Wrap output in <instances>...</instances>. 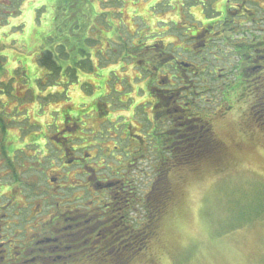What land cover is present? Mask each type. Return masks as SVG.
I'll list each match as a JSON object with an SVG mask.
<instances>
[{
    "label": "rangeland",
    "instance_id": "rangeland-1",
    "mask_svg": "<svg viewBox=\"0 0 264 264\" xmlns=\"http://www.w3.org/2000/svg\"><path fill=\"white\" fill-rule=\"evenodd\" d=\"M8 1L0 0V6L6 9L0 10V16L14 13ZM15 1L18 14L0 25V58L4 59L0 62V120L7 125V153L10 157L15 153L17 173L21 164L31 166L33 161L29 156L34 150L25 152L24 146L31 139L54 134V120L86 115L88 125L83 135L90 139L99 132L93 140L101 142L105 129L110 128L99 118L104 113L103 104L121 116L142 105L148 91L144 75L148 73L144 74L143 68L137 70L132 62L135 51H119L121 36L127 47L140 41L150 45L153 40L157 55L163 50L175 52L173 56L181 61H195L181 50H173L187 48L182 34L196 33L195 24L220 21L226 5H230L229 14L235 22L253 19L258 23L251 22L239 30H251L264 42V0ZM249 11L254 15L249 16ZM241 13L247 18H239ZM215 46L220 47L219 43ZM81 51L90 55L92 66ZM212 55L221 57L214 52L196 65L202 68L208 63L209 67L221 68ZM162 62L167 61L159 64ZM233 69L231 86L236 84ZM188 79L197 86L201 84L200 77L188 74ZM207 83L213 92L196 98L195 105L211 101L207 109L213 113L221 94L214 79L209 78ZM250 97L245 100H253ZM96 99L100 105L97 113L93 108ZM221 103L226 108L227 103ZM237 104L226 118H219L222 106L213 115L215 133L228 148L222 160L202 157L189 164L174 163L168 171L173 202L157 224L154 239L133 264H264V138L254 143L246 139L259 134L252 126V114L242 125L239 118L241 111H248L250 101L240 109L241 103ZM244 130L249 132L242 139ZM232 139L241 141L242 146L233 148ZM156 156L146 154L139 163L143 177L136 184H142L139 187L144 192L152 179L150 166L157 164ZM26 176L31 174L23 178Z\"/></svg>",
    "mask_w": 264,
    "mask_h": 264
},
{
    "label": "flooded vegetation",
    "instance_id": "flooded-vegetation-1",
    "mask_svg": "<svg viewBox=\"0 0 264 264\" xmlns=\"http://www.w3.org/2000/svg\"><path fill=\"white\" fill-rule=\"evenodd\" d=\"M238 17L246 19L247 15ZM251 22L258 24L253 19L235 22L230 16L195 25L194 35L182 34L187 48L173 50H181L195 61H181L173 56L175 52L163 50L157 55L153 40L144 45L137 53L136 65L137 70L143 68L144 74L148 73L144 75L148 91L143 103L132 111L124 109L127 116L115 115L103 104L104 113L99 118L110 128L105 129L101 142L93 140L99 132L90 139L83 135L89 117L65 116L54 120V134L31 139L24 146L25 152L34 150L29 156L31 166L21 164L17 173L15 153L11 157L8 154L9 165L0 163V264H121L130 258L133 264V256L154 239L155 220L163 218L173 202L175 194L167 173L176 160L204 153L212 154L211 159H223L228 148L216 135L212 122L217 109L224 108L221 102L227 103L219 110L223 119L236 103H241L240 109L250 101L248 111H241L239 118L242 125L252 114V126L259 136L246 137L249 130H244L241 138L252 143L264 138V42L251 30H239ZM214 52L221 55L211 56L221 68L209 67L208 63L202 68L196 65ZM188 74L200 77L201 84H192ZM209 78L214 79L221 94L213 113L207 109L211 101L195 105L196 98L213 92ZM232 140L233 148L243 144ZM146 154L157 155V164L150 166L152 179L144 192L136 180L143 177L139 163ZM26 173L31 176L23 178ZM160 190L163 195L158 198ZM143 232L149 233L146 245Z\"/></svg>",
    "mask_w": 264,
    "mask_h": 264
},
{
    "label": "trees",
    "instance_id": "trees-1",
    "mask_svg": "<svg viewBox=\"0 0 264 264\" xmlns=\"http://www.w3.org/2000/svg\"><path fill=\"white\" fill-rule=\"evenodd\" d=\"M6 1H8V0H6ZM65 1H70V2H79V1H81V0H65ZM11 5V7H12V9H14V13H12V12H9V14H8V16H0V25L2 24H6V22H7V20L9 19V18H11L10 16H13V14H15V16L18 14V11L16 10V5H17V1H15V0H9L8 1ZM3 5H1L0 6V10L1 9H3V10H6V9H4L3 7H2ZM232 8V7H231ZM243 8H245L246 9V7H245V5L243 4ZM230 11H232V9H230V5H226V9L225 10H223V13H222V15H223V19H227L228 17L230 18V16L229 15H232V14H229L230 13ZM134 14V13H133ZM249 14V16H252V15H250V13H248ZM8 18V19H7ZM211 24V23H210ZM195 25H197V24H195ZM184 34H186V35H194L193 33H184ZM120 39V43H118V47H119V51H127V52H130V51H135V59L132 61V62H135V64L137 65V62H138V60H139V57H138V54L137 53H141L139 50H141L142 51V49L144 48V45H143V43H141V41L140 42H138V44H135V45H132V46H130L131 47V49H130V47H127V44L123 41V40H121L122 39V36L119 38ZM259 39V38H258ZM90 42H92L91 40H90ZM139 51V52H138ZM81 53L82 54H84V52L83 51H81ZM84 56H86L87 57V60H86V62L87 63H89L91 66H92V63H91V60H90V55H85L84 54ZM2 60H4V59H2V58H0V62H2ZM85 62V63H86ZM103 62H106V61H103ZM79 65H83V63L82 64H79ZM98 99H100V97L98 98ZM98 99H96V101L98 100ZM93 106H95V108H94V110H96L97 112L100 110V108L96 105V102H95V105H93ZM102 110V109H101ZM6 130H7V125L6 124H3L2 122H1V120H0V132H1V134H2V137H0V159L1 160H3V162H5V164L6 165H9V159H8V153H7V147H9V146H7L6 145V141H7V139H8V136L7 135H5L6 134ZM177 156V158H178V154L176 155ZM212 154H210V153H204L203 155H196V154H191V155H187L185 158V160H176V162H175V165H177V164H181V163H191L192 161H196V160H198V159H200V158H212ZM204 158V159H205ZM201 160H203V159H201ZM161 173H163V171H161ZM162 178V177H161ZM162 190V189H161ZM160 190V193L158 194V198L161 196L162 197V195H163V192ZM163 218H164V216H163ZM163 218H159V219H157V220H155V223H159L160 222V220L161 219H163ZM146 220V219H145ZM148 236H149V233H146V232H143L142 233V235H141V238L144 240V244L146 245V242H147V239H148ZM136 237V236H135ZM149 245V244H148ZM147 245V246H148ZM146 246V247H147ZM146 247H144L142 250H140V252L138 253V254H136V255H134L133 256V260L134 259H136V257H138L139 256V254L141 253V254H143L144 252H145V250L147 249ZM129 251V250H128ZM127 251V252H128ZM128 255H129V252H128ZM131 259L132 258H130L128 261H124L123 263H121V264H132V262H131Z\"/></svg>",
    "mask_w": 264,
    "mask_h": 264
}]
</instances>
